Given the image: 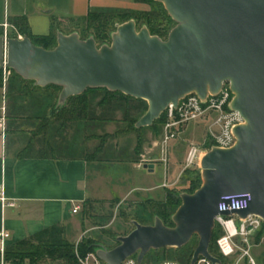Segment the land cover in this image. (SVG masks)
<instances>
[{
  "label": "water",
  "instance_id": "water-1",
  "mask_svg": "<svg viewBox=\"0 0 264 264\" xmlns=\"http://www.w3.org/2000/svg\"><path fill=\"white\" fill-rule=\"evenodd\" d=\"M176 23L166 40L131 19L116 24L111 42L98 46L94 36L57 31L53 49L35 45L28 36H0V71L10 70L35 87H59L56 108L89 89L105 88L140 99L148 109L136 129L152 127L170 106L196 95L203 103L230 84L229 110L244 122L233 127L235 144L212 146L201 160V186L181 193L172 215L173 226L158 216L153 224L133 221L135 229L119 236L113 249L97 245L94 255L103 264H138L151 252L180 249L199 238L191 264L221 260L210 253L222 214L264 223V0H155ZM250 193L245 210L222 212L223 196Z\"/></svg>",
  "mask_w": 264,
  "mask_h": 264
},
{
  "label": "crops",
  "instance_id": "crops-1",
  "mask_svg": "<svg viewBox=\"0 0 264 264\" xmlns=\"http://www.w3.org/2000/svg\"><path fill=\"white\" fill-rule=\"evenodd\" d=\"M140 5L135 0H0V36L6 34L10 38L17 33L12 25L15 18L25 17L31 33L40 36L51 32L53 17L63 22V31L67 33L68 20L85 18L91 8H142ZM24 85L28 86L12 71H3L0 117L6 119V130H0V184L7 202L0 201V231L10 233L9 245L54 225H63L67 240L78 244L92 231L83 216L85 206L116 199L123 202L142 192L149 199L157 194L167 173L161 180L162 165L146 160L143 154L136 161L134 155L117 156V162L102 156L96 160L72 158L63 155L54 146L57 142L50 140L55 149H49L45 157H22V151L30 144L39 151L46 143L40 140V121L25 119L31 112L50 115L59 95L53 90L43 91L41 104H32L29 96L22 94ZM114 164L121 169L106 168ZM77 207L80 210L74 213ZM246 261L240 256L237 264H247Z\"/></svg>",
  "mask_w": 264,
  "mask_h": 264
},
{
  "label": "trees",
  "instance_id": "trees-1",
  "mask_svg": "<svg viewBox=\"0 0 264 264\" xmlns=\"http://www.w3.org/2000/svg\"><path fill=\"white\" fill-rule=\"evenodd\" d=\"M135 1L151 4V9H149V11H146V9L121 7L91 8L85 18L68 20L70 21L69 23L72 24L73 28L66 34H70L73 31H78L82 39H87L90 36H94L98 46H101L105 43L109 44L111 42L110 35L115 31L116 24H122L131 19H134L136 20L138 26L142 27L143 25H146L152 35L159 36L160 38L166 40L172 28L175 27L176 23L166 12L164 5L161 2L155 0ZM12 25L17 29V33H13L12 37H18V35L28 36L35 45L44 47L45 49H53L56 46L58 30L64 32L63 28L61 27L62 23L57 17H53L52 29L51 32L47 35H33L30 31L27 19L25 17L13 19ZM12 73L23 83L28 84V86L24 85L21 91L23 95L29 96V102L32 104H41V102L44 100V97L41 96L43 91L53 90L56 95L61 90L59 87L54 85H50L46 88L35 87L34 82L25 81L14 72ZM2 85L3 71H0V87H2ZM92 93H103V97L96 106L97 109L99 108L100 110V114L98 116L97 109H93L91 106L90 95ZM56 102L57 101H55V103L53 104L51 113L48 116H46L44 112H31V114L27 116V118L29 117L30 119L40 121L38 132L48 134L49 130L51 129V124L57 126V124L59 123H62L63 127H65L67 123L72 125L81 124L86 127L91 125L90 123H94L92 124V128H96V125L98 124L115 121V119L113 118L114 114L117 111L122 110L123 119L121 121L123 122V124H125V126H123L124 128H121L120 134L129 136L130 134L135 133L137 135V146H139V148L136 147L134 153V156L136 157L135 161L137 159L139 160L140 155L142 154L141 132L143 131V129L152 128L158 123H161L164 126L167 120V114L164 113L152 127L136 129L135 124L148 109L147 102L140 99H135L130 96H126L120 92H110L105 88L89 89L82 95L71 97L70 99H68L66 105L59 109L56 108ZM56 129L58 131L59 127H57ZM98 137L99 136L94 132V134H92V136L90 137H87V139H96ZM102 139L103 141L93 153L90 154L84 152L85 155L80 157L87 158L88 160H96L98 158V155L100 153H103L105 149L104 145L106 143V138ZM45 142L46 143L42 145V148L39 151H36L34 146L30 144L22 151L21 156L45 157L49 149L51 151H54V146L59 147L57 143H55L53 146L50 141L46 140ZM69 157L80 158L76 156ZM193 175L196 178L192 181H189L190 188L186 191V193L192 194L201 186L202 179L199 169L195 170ZM181 202L182 201L180 198V194H175L174 192H171L169 190L165 196L164 202H161L159 204H156V202H154V210L156 211V213L154 214L153 222L155 217L158 216L162 219L165 225L173 226L171 217L181 205ZM137 222L143 225H151L139 219H137ZM263 228L264 223L262 227L257 231L259 233L258 235L261 234V230ZM222 234V229L219 226L216 227L213 233V239L210 244L209 250L213 256L221 260V264H226L227 259L220 254L218 246H216V251L214 250L213 246L214 240L218 241ZM192 241L193 239L186 246L180 249L163 248L157 251L153 250L150 253L165 249H185V259L187 260L188 264H191L194 251L198 245V243L194 245ZM97 245L99 244L95 243L92 239L87 238H83L78 244L71 243L66 238L65 227L63 225H54L24 240L9 245L6 250V261L7 264H81L80 259H85L89 254H94L95 250L97 249Z\"/></svg>",
  "mask_w": 264,
  "mask_h": 264
},
{
  "label": "rangeland",
  "instance_id": "rangeland-1",
  "mask_svg": "<svg viewBox=\"0 0 264 264\" xmlns=\"http://www.w3.org/2000/svg\"><path fill=\"white\" fill-rule=\"evenodd\" d=\"M140 6L142 8L134 9H146V11H149L152 5L141 3ZM61 23V27L65 28L63 22ZM65 26L68 31L73 28L72 24L69 23ZM138 28L141 27L138 26ZM102 97L103 93H92L90 95L93 109H97L96 106ZM97 111L98 116L100 114L99 108ZM30 114L31 113L28 115ZM113 118L115 121L98 124L96 128H92V124L94 123H90L91 125L88 127L81 124L72 125L67 123L65 127H63L62 123L57 124V126L51 124L49 133L43 134L42 132L41 134L43 135H41L42 137L40 136V140H43V142L46 140H53V142L55 141L59 144V149H61L60 152L63 155L80 157L85 155L84 152L93 153L103 141L102 138H106L104 152L100 153L98 158L102 156L103 158H108L109 160L117 162V156L123 155L125 158H127V156H133L136 147L139 148V146H137V135L135 133L129 136L120 134L121 128L125 126L121 121L123 119V111H117ZM25 120L33 122L35 119H30L28 117ZM209 123L210 120L203 119L184 126L174 141L169 145L166 162L163 161V125L158 123L152 128L143 129L141 132V153L146 160L150 162L156 160V164L162 165L163 169L160 170L159 178L162 180L164 174L167 173V180L162 186L157 188L156 195H151L152 199H149L150 197H148L147 193L142 192L141 195L130 197L123 202L116 199L103 204H95L93 206L89 204L86 206L83 216L88 221L87 228L92 230L86 238L92 239L95 243L102 244L108 249H112L119 244L117 237L128 235L135 229L133 221L139 219L148 224H152L154 214L156 213L154 210V202H156V204L164 202L165 196L169 190L175 194L185 193L190 188L189 181L196 178L193 175L195 170H201V167L184 169L185 156L192 145H198L202 151L210 150L211 143L207 138ZM57 127H59L58 131L56 129ZM94 132L99 137L88 140L87 137L92 136ZM143 157L141 156V159ZM106 168L111 170H113V168L118 170L121 169V167L116 164L107 166ZM258 234L259 233L256 232L250 240V253L256 264L264 261V228L261 230V234ZM198 241V237H194L192 242L195 245ZM256 245L258 247L255 248ZM213 246L216 251L217 240H214ZM257 253L259 254L258 256L256 255ZM185 255V249H165L150 253L144 258L143 264H158L163 261H175L180 264H188ZM240 256H242L241 252L227 259L226 264H237ZM94 257L92 253L89 254L85 260L91 264L93 263ZM245 259L247 260V264H251L248 257H245Z\"/></svg>",
  "mask_w": 264,
  "mask_h": 264
},
{
  "label": "built area",
  "instance_id": "built-area-1",
  "mask_svg": "<svg viewBox=\"0 0 264 264\" xmlns=\"http://www.w3.org/2000/svg\"><path fill=\"white\" fill-rule=\"evenodd\" d=\"M6 36V34H5ZM7 37V36H6ZM21 38V36H19ZM233 98V94L228 82L224 83V87L220 94L215 97H209L206 103H203L196 95H190L180 102L177 109L170 106L167 111V120L163 126L164 136L162 139L163 161H167L169 145L174 141L177 135L187 124L200 121L203 119L210 120L207 138L212 146L229 148L235 144L233 135V127L244 122L242 116L238 112L229 110V104ZM0 130H6V119L0 117ZM207 151H202L198 145H192L188 149L184 169L200 168L201 160ZM252 200L250 193H240L223 196L219 204L222 212L232 210H245L248 208ZM0 201L6 203L7 199L4 193V186L0 184ZM14 206V204H6ZM80 210L75 208L74 213ZM216 227H220L223 234L217 241L220 254L230 259L238 253H242L243 257H248L251 264H255L250 253V240L252 236L262 227L263 221L259 217L249 216L247 219H240L238 216L218 215L215 218ZM10 233L0 231V264H7L6 250L9 246ZM95 256V255H94ZM81 264H90L85 259H80ZM102 262L93 258L91 264H101ZM211 264L206 259H200L197 264ZM122 264H138L136 257L126 259ZM160 264H180L175 261H164Z\"/></svg>",
  "mask_w": 264,
  "mask_h": 264
}]
</instances>
